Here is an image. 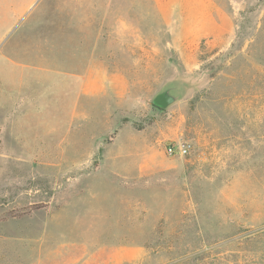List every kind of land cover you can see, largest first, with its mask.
Masks as SVG:
<instances>
[{
	"label": "rangeland",
	"instance_id": "1",
	"mask_svg": "<svg viewBox=\"0 0 264 264\" xmlns=\"http://www.w3.org/2000/svg\"><path fill=\"white\" fill-rule=\"evenodd\" d=\"M0 264H264V0H0Z\"/></svg>",
	"mask_w": 264,
	"mask_h": 264
},
{
	"label": "water",
	"instance_id": "2",
	"mask_svg": "<svg viewBox=\"0 0 264 264\" xmlns=\"http://www.w3.org/2000/svg\"><path fill=\"white\" fill-rule=\"evenodd\" d=\"M181 95L177 86L173 84H168L162 89H160L152 98L151 106L152 109H167L174 105Z\"/></svg>",
	"mask_w": 264,
	"mask_h": 264
},
{
	"label": "built area",
	"instance_id": "3",
	"mask_svg": "<svg viewBox=\"0 0 264 264\" xmlns=\"http://www.w3.org/2000/svg\"><path fill=\"white\" fill-rule=\"evenodd\" d=\"M189 152V145L186 143H173L167 147V153L169 155L181 154L185 155Z\"/></svg>",
	"mask_w": 264,
	"mask_h": 264
},
{
	"label": "trees",
	"instance_id": "4",
	"mask_svg": "<svg viewBox=\"0 0 264 264\" xmlns=\"http://www.w3.org/2000/svg\"><path fill=\"white\" fill-rule=\"evenodd\" d=\"M141 130V128H139Z\"/></svg>",
	"mask_w": 264,
	"mask_h": 264
}]
</instances>
